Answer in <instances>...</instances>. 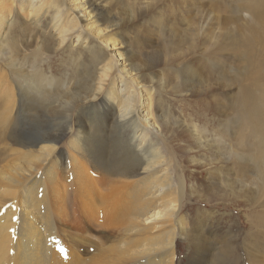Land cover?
<instances>
[{
  "label": "bare ground",
  "instance_id": "6f19581e",
  "mask_svg": "<svg viewBox=\"0 0 264 264\" xmlns=\"http://www.w3.org/2000/svg\"><path fill=\"white\" fill-rule=\"evenodd\" d=\"M241 3L264 17V0ZM151 5L147 0L140 8L144 12ZM138 17L132 14L133 20ZM116 22L109 8L91 0H0L1 45L15 42L18 26L29 25L31 33L48 29L57 51L65 52L69 63L79 68L74 76L63 77L62 88L68 79L81 86L88 77L90 85L81 95L74 94L80 98L74 111L65 104L64 123L37 134L22 132L16 119L11 120L14 114L18 118L24 103L21 91L30 94L33 108L26 116L34 120L32 126L43 111L54 113L55 106L48 103L54 99L49 90L53 80L32 77L28 90L15 87L17 98L10 92L4 97L0 264H180V239L194 250L190 264H207L210 251L219 250L221 242L212 229L203 230L199 218L182 216L184 183L180 180L177 192L168 170L159 173L166 161L145 135L147 129H155L154 100L144 94L153 80L141 73L146 66L135 62L132 51L133 47L141 51L143 42L130 47L122 37L130 27ZM79 44L82 47L77 48ZM253 93L254 89L245 94L242 106L248 110L250 129L261 131L258 152L251 154L260 169L264 168V106L259 109L253 103ZM100 101L110 112L108 120L96 109ZM85 108L92 113L73 123V114ZM256 110L262 113L259 118ZM124 133L130 138L125 139ZM77 214L84 219L79 228L70 225ZM214 257L212 263L218 259Z\"/></svg>",
  "mask_w": 264,
  "mask_h": 264
},
{
  "label": "rangeland",
  "instance_id": "374dc122",
  "mask_svg": "<svg viewBox=\"0 0 264 264\" xmlns=\"http://www.w3.org/2000/svg\"><path fill=\"white\" fill-rule=\"evenodd\" d=\"M91 1L109 8L116 26L130 27L122 36L130 47L143 42L141 51H132L135 62L147 68L141 73L153 80L144 92L154 100L155 129L146 130V141L161 151L166 163L159 173L168 170L175 191H180V180L184 183L182 216L199 218L202 229H212L221 242L218 251H210L207 264L215 263L213 253L218 256L215 264H264V168L257 169L251 157L258 152L261 131L250 129L248 110L242 106L252 89L253 103L264 106V17L251 13L241 0H151L144 12L140 3L147 0ZM132 14L139 17L133 20ZM22 26L15 29V42L0 44V114L8 92L17 98L16 86L26 91L30 78H51L54 99L48 103L55 106L54 113L43 111L32 126L34 120L26 116L33 108L30 94L21 91L24 103L18 118L14 114L11 120L16 119L22 132L37 134L64 123L65 104L74 111L80 102L74 94L90 85L88 77L81 86L68 79L62 88L63 77L74 76L79 68L57 51L48 29L31 33L29 25ZM89 71L92 77L94 70ZM98 104L96 109L109 119L105 102ZM90 112L78 110L73 123ZM255 115L262 113L256 110ZM128 134L123 137L130 138ZM79 216L72 218V227L79 228L84 220ZM192 251L185 240H178L180 264H190Z\"/></svg>",
  "mask_w": 264,
  "mask_h": 264
}]
</instances>
